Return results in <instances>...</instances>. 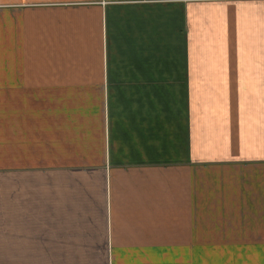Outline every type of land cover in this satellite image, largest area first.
<instances>
[{"label": "crops", "instance_id": "0c3cea01", "mask_svg": "<svg viewBox=\"0 0 264 264\" xmlns=\"http://www.w3.org/2000/svg\"><path fill=\"white\" fill-rule=\"evenodd\" d=\"M6 174L0 264H264V0H0Z\"/></svg>", "mask_w": 264, "mask_h": 264}, {"label": "rangeland", "instance_id": "374dc122", "mask_svg": "<svg viewBox=\"0 0 264 264\" xmlns=\"http://www.w3.org/2000/svg\"><path fill=\"white\" fill-rule=\"evenodd\" d=\"M5 176L6 177H2L0 179V195L2 197H4L5 199H7L9 197L10 180H11V178H10L9 174H6ZM1 206H4V204H2ZM5 206L7 207V211H8V206L7 205H5ZM5 224H7V222ZM6 226L8 227V224ZM0 235H1V233H0ZM6 239H7V241H4L3 240L4 242L1 241L0 243H2V244L6 243V244L10 245V242H8V237H6ZM6 252H8V253L6 254L7 255V258H6V262L5 263L9 264V257L8 256H9V253L10 252L9 251H6ZM51 254H53V253H51ZM21 259H25V262H26V258L24 257V255H23V258H21Z\"/></svg>", "mask_w": 264, "mask_h": 264}]
</instances>
